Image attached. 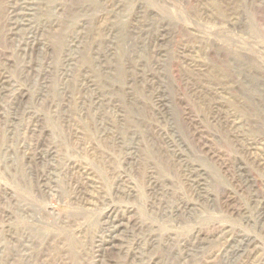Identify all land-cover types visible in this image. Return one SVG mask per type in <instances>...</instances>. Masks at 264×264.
<instances>
[{
	"label": "rangeland",
	"instance_id": "374dc122",
	"mask_svg": "<svg viewBox=\"0 0 264 264\" xmlns=\"http://www.w3.org/2000/svg\"><path fill=\"white\" fill-rule=\"evenodd\" d=\"M0 97V264H264V0H0Z\"/></svg>",
	"mask_w": 264,
	"mask_h": 264
},
{
	"label": "bare ground",
	"instance_id": "6f19581e",
	"mask_svg": "<svg viewBox=\"0 0 264 264\" xmlns=\"http://www.w3.org/2000/svg\"><path fill=\"white\" fill-rule=\"evenodd\" d=\"M26 1H28V0H26ZM31 2V1H30ZM18 3V2H17ZM45 3V2H44ZM47 4V3H46ZM45 4V5H46ZM56 5V4H55ZM11 7V6H10ZM52 7V6H51ZM41 8V7H40ZM66 11V10H65ZM10 12V11H9ZM30 12V11H29ZM13 19V18H12ZM17 21V20H16ZM20 21V20H19ZM15 22V21H14ZM18 22V21H17ZM24 22V21H23ZM19 23V22H18ZM56 23V22H55ZM53 27V26H52ZM11 28V27H10ZM14 28V27H13ZM8 30H9V28H7ZM39 30V29H38ZM11 31V30H10ZM33 31V30H32ZM36 31V30H35ZM16 32V31H15ZM28 32V31H27ZM38 32V31H37ZM13 33V32H12ZM9 34V33H8ZM31 36V35H30ZM83 37V36H82ZM33 38V37H32ZM28 41V40H27ZM26 42V41H25ZM80 45V44H79ZM31 47V46H30ZM71 47V46H70ZM33 48V47H32ZM48 48V47H47ZM70 49V48H69ZM45 50V49H44ZM42 51V50H41ZM39 52V51H38ZM37 53V52H36ZM68 60V59H67ZM80 60V59H79ZM32 62V61H31ZM72 64V63H71ZM33 66V65H32ZM100 66V65H99ZM66 71V70H65ZM69 75V74H68ZM5 81V80H4ZM86 85V84H85ZM91 85V84H90ZM4 90V89H3ZM90 90V89H89ZM20 91V90H19ZM86 92V91H85ZM97 97V96H96ZM0 98H2V97H0ZM3 99V98H2ZM154 178V177H153ZM155 179V178H154ZM198 182V181H197ZM152 183V182H151ZM161 193V192H160ZM152 194V193H151ZM168 194V193H167ZM195 194V193H194ZM204 197V196H203ZM195 201H199V200H195ZM197 203V202H196ZM261 203H262V201H261ZM172 206V205H171ZM260 207V206H259ZM156 208V207H155ZM257 208V207H256ZM178 209V208H177ZM171 211V210H170ZM175 212V211H174ZM257 216V215H256ZM132 222V221H131ZM110 223H111V221H110ZM113 223V222H112ZM120 225H121V223H120ZM125 226V225H124ZM128 229V228H127ZM115 230V229H114ZM142 231V230H141ZM123 232V231H122ZM118 233V232H117ZM121 234V233H120ZM132 234H133V231H132ZM134 235H135V233H134ZM117 236V235H116ZM113 237V236H112ZM137 237V236H136ZM115 239V238H114ZM119 239V238H118ZM140 240V239H139ZM142 240H144V239H142ZM141 240V241H142ZM156 240V239H155ZM132 241V240H131ZM149 242V241H148ZM228 242V241H227ZM118 243V242H117ZM127 243V242H126ZM130 243V242H129ZM137 244V243H136ZM195 244V243H194ZM124 246V245H123ZM134 246V245H133ZM194 246V245H193ZM127 247H129V246H127ZM122 248V247H121ZM142 248H143V246H142ZM120 249V248H119ZM131 249V248H130ZM129 249V250H130ZM140 250V249H139ZM145 250V249H144ZM203 250V249H202ZM146 251V250H145ZM184 251V250H183ZM193 251V250H192ZM197 252V251H196ZM135 253H137V252H135ZM141 253V252H140ZM225 253V252H224ZM155 254V253H154ZM141 255V254H140ZM139 255V256H140ZM141 257V256H140ZM195 257V256H194ZM136 259V258H135ZM148 261V260H147ZM184 262V261H183ZM236 263V262H235ZM263 264V263H262Z\"/></svg>",
	"mask_w": 264,
	"mask_h": 264
}]
</instances>
